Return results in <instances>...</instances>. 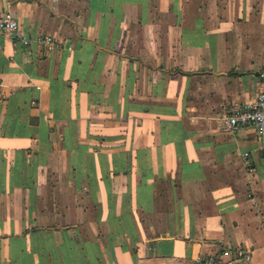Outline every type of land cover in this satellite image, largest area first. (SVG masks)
<instances>
[{
  "label": "crops",
  "instance_id": "1",
  "mask_svg": "<svg viewBox=\"0 0 264 264\" xmlns=\"http://www.w3.org/2000/svg\"><path fill=\"white\" fill-rule=\"evenodd\" d=\"M4 14L0 264H264L261 134L220 125L264 91V0H0Z\"/></svg>",
  "mask_w": 264,
  "mask_h": 264
},
{
  "label": "built area",
  "instance_id": "2",
  "mask_svg": "<svg viewBox=\"0 0 264 264\" xmlns=\"http://www.w3.org/2000/svg\"><path fill=\"white\" fill-rule=\"evenodd\" d=\"M18 24L16 20L9 14L0 16V35L9 36L12 39L16 38ZM21 43L23 46H29V40L22 37ZM36 43L48 50L56 49L58 43L49 36L40 37ZM264 77V74L261 75ZM220 125L228 133H238L246 127H255L262 138V147L264 148V91L257 93L255 98L248 104L242 106H233L228 113L220 119ZM237 259L239 261L248 262L251 260V254L244 250H237ZM196 264H215L212 257L200 259Z\"/></svg>",
  "mask_w": 264,
  "mask_h": 264
}]
</instances>
